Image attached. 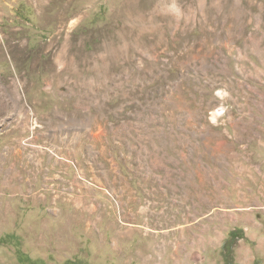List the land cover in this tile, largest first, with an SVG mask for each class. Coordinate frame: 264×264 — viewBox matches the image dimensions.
<instances>
[{"label": "rangeland", "instance_id": "obj_1", "mask_svg": "<svg viewBox=\"0 0 264 264\" xmlns=\"http://www.w3.org/2000/svg\"><path fill=\"white\" fill-rule=\"evenodd\" d=\"M170 3L0 0V264H264V0Z\"/></svg>", "mask_w": 264, "mask_h": 264}, {"label": "bare ground", "instance_id": "obj_2", "mask_svg": "<svg viewBox=\"0 0 264 264\" xmlns=\"http://www.w3.org/2000/svg\"><path fill=\"white\" fill-rule=\"evenodd\" d=\"M63 25H64V23H63ZM64 27V26H63ZM60 33L62 32V31H59ZM63 46V45H62ZM66 45H64V47H65ZM75 62V59H74V57H72L71 55H70V51L69 50H63L62 49V51L59 53V54H57L56 56H55V58H53L52 59V61H51V68H53L54 70L56 69V67H60L61 65H64V64H66V66L65 67H67L66 69L67 70H69L71 67H73V63ZM64 63V64H63ZM69 67V68H68Z\"/></svg>", "mask_w": 264, "mask_h": 264}, {"label": "trees", "instance_id": "obj_3", "mask_svg": "<svg viewBox=\"0 0 264 264\" xmlns=\"http://www.w3.org/2000/svg\"><path fill=\"white\" fill-rule=\"evenodd\" d=\"M239 239H242L239 230L232 231L229 234L228 239L225 241L224 245L222 246V252H229L232 249L233 245L237 243ZM230 248V249H229Z\"/></svg>", "mask_w": 264, "mask_h": 264}, {"label": "clouds", "instance_id": "obj_4", "mask_svg": "<svg viewBox=\"0 0 264 264\" xmlns=\"http://www.w3.org/2000/svg\"><path fill=\"white\" fill-rule=\"evenodd\" d=\"M167 11L177 19L183 16V10L177 3V0H171V3L168 5Z\"/></svg>", "mask_w": 264, "mask_h": 264}]
</instances>
